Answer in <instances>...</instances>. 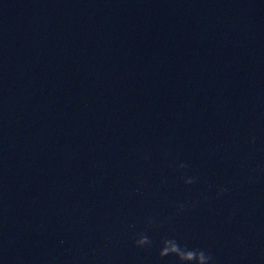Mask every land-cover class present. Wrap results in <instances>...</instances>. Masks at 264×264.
<instances>
[{"label": "water", "instance_id": "1", "mask_svg": "<svg viewBox=\"0 0 264 264\" xmlns=\"http://www.w3.org/2000/svg\"><path fill=\"white\" fill-rule=\"evenodd\" d=\"M163 235L264 264V0H0V264Z\"/></svg>", "mask_w": 264, "mask_h": 264}, {"label": "clouds", "instance_id": "2", "mask_svg": "<svg viewBox=\"0 0 264 264\" xmlns=\"http://www.w3.org/2000/svg\"><path fill=\"white\" fill-rule=\"evenodd\" d=\"M185 164L176 165L177 170H182ZM183 184L190 185L195 182V177L181 176ZM221 192L225 189H220ZM183 210V205L179 206ZM149 226H155L152 219L147 220ZM133 246L139 249H151L153 247L152 238L146 232H137L133 238ZM165 258H174V264H216L213 255L203 248L190 247L187 244L180 243L175 236L163 235L156 243V259L159 261Z\"/></svg>", "mask_w": 264, "mask_h": 264}]
</instances>
